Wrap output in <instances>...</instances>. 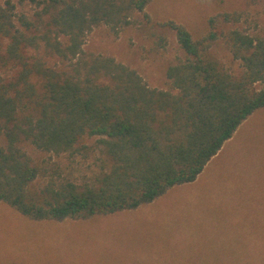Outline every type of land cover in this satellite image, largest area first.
<instances>
[{
    "label": "trees",
    "instance_id": "1",
    "mask_svg": "<svg viewBox=\"0 0 264 264\" xmlns=\"http://www.w3.org/2000/svg\"><path fill=\"white\" fill-rule=\"evenodd\" d=\"M152 0H12L0 5V203L35 221L86 220L131 211L194 182L255 112L264 108V30L227 25L242 15L221 10L194 36L174 21L182 52L150 87L114 57L84 50L87 35L133 25ZM220 2V7H221ZM225 39L234 73L210 55ZM96 139L103 171L76 183L59 169L34 166L30 143L56 155ZM44 183L39 184L38 181Z\"/></svg>",
    "mask_w": 264,
    "mask_h": 264
},
{
    "label": "rangeland",
    "instance_id": "2",
    "mask_svg": "<svg viewBox=\"0 0 264 264\" xmlns=\"http://www.w3.org/2000/svg\"><path fill=\"white\" fill-rule=\"evenodd\" d=\"M6 1L0 0V5ZM12 1L19 12L32 10L29 3ZM220 9L242 15V21L227 25V30L252 35L264 30V0H152L146 9L151 22L138 13L136 22L118 33L101 25L87 35L84 50L114 57L150 87L169 90L166 71L183 55L176 33L160 24L174 21L197 39ZM209 52L224 67L239 72L225 39L214 42ZM249 127L237 139L239 149L253 158L249 162L239 154L245 157L236 165L241 195L237 199L235 190L233 197L229 192L228 206H220L225 202L221 190L215 191L216 199L204 200L200 185L194 183L181 185L191 193L175 197L180 190L176 187L142 209L86 220L35 221L0 203V264H264V109L256 112ZM82 144L85 149L75 155L50 154L30 143L22 147L34 166L59 169L68 180L83 183L103 171L105 158L95 138L86 137ZM160 205L168 209L162 213Z\"/></svg>",
    "mask_w": 264,
    "mask_h": 264
},
{
    "label": "crops",
    "instance_id": "3",
    "mask_svg": "<svg viewBox=\"0 0 264 264\" xmlns=\"http://www.w3.org/2000/svg\"><path fill=\"white\" fill-rule=\"evenodd\" d=\"M255 115H256V112L251 117H249V119H247L239 127V129L237 130L235 135L229 141H227L224 144V146L219 151V153L215 157H213V159H211V161L207 164V166L205 167L203 172L198 176V178L194 182H192L195 185H197V184L200 185L198 188V191H199L200 195L203 196L204 200L216 199L215 191L221 190V195L219 197H220V199H225V202H221L220 206H222V207L228 206V204H225V203H228L227 200H229V198H230V197H227L228 193L230 192L229 194L233 197V194L231 193V191L235 190L237 192L238 189L240 187H242L241 185L239 187V178L240 177L237 175V173H239V168L236 167L237 162H240L241 160H245V157H241V155L248 157L249 162L251 161V159L253 157H249L248 155H250V154L248 152H246L244 149L243 150L239 149L238 139H240L243 131H246V132L249 131L250 127L248 129H247V127L250 124V121L255 117ZM239 154H241V155H239ZM229 161H230V166L228 167ZM243 166H245V165H243ZM248 173H249V175H251L252 171H249ZM219 179H220V182L218 181ZM188 184H190V183H188ZM194 184H191V185H194ZM184 185L185 184H183V186ZM183 186L179 185V186H175L172 188V189H175L176 187L180 188L179 191L175 190V191H178L176 193L175 197L177 195H180V194H187L188 192L191 193V190H188L187 188H184ZM198 191H196V192L198 193ZM240 195L241 194L239 192L238 195L235 197L238 199L240 197ZM152 203H154V202H152ZM169 203H171V202H169ZM169 203H164V204H165V206H167ZM172 203L175 204L176 201H172ZM162 205H160L158 207L156 206V207L159 208V211H161L163 213L168 208L165 206H162ZM241 205H243V204L241 203ZM237 206H239V205H237ZM141 207H143V206H141ZM141 207H140V209H142ZM180 207H181V205H180ZM180 207H172L171 209L173 210V209L180 208ZM131 211H133V210H131ZM222 211L223 210L220 208V211H219L220 216L222 215ZM120 213H122V212H120ZM149 213H150V215L155 214L154 212H149ZM238 220H239V218H237L236 221H234V223H233L234 226H237V224L239 223ZM236 228H238V227H236Z\"/></svg>",
    "mask_w": 264,
    "mask_h": 264
}]
</instances>
